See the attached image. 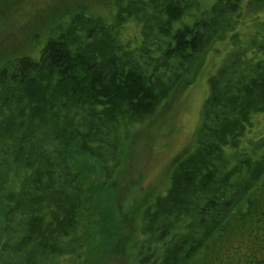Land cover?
<instances>
[{"label":"trees","instance_id":"1","mask_svg":"<svg viewBox=\"0 0 264 264\" xmlns=\"http://www.w3.org/2000/svg\"><path fill=\"white\" fill-rule=\"evenodd\" d=\"M108 9L58 18L36 55L0 64V264H94L123 239L110 187L126 142L218 44L197 146L138 206L128 264H264V0Z\"/></svg>","mask_w":264,"mask_h":264},{"label":"rangeland","instance_id":"2","mask_svg":"<svg viewBox=\"0 0 264 264\" xmlns=\"http://www.w3.org/2000/svg\"><path fill=\"white\" fill-rule=\"evenodd\" d=\"M112 1L0 0V64L15 56L36 55L37 42L47 37L58 18L62 20L80 9L108 16ZM226 53L224 44L207 53L196 78L183 85L158 116L137 128L133 138L126 142L128 151L123 167L118 169L116 189L110 187L114 211L110 215L118 223L114 231L123 239L107 241L100 258L93 259L97 262L94 264L130 261L132 250L125 240L137 232L138 206L167 193L174 165L197 146L202 110L210 93L209 77L222 66Z\"/></svg>","mask_w":264,"mask_h":264}]
</instances>
